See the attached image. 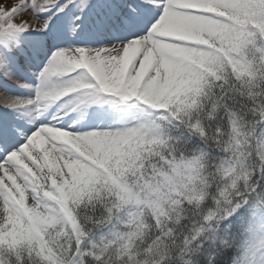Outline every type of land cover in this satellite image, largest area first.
Instances as JSON below:
<instances>
[{
	"label": "snow or ice",
	"instance_id": "obj_1",
	"mask_svg": "<svg viewBox=\"0 0 264 264\" xmlns=\"http://www.w3.org/2000/svg\"><path fill=\"white\" fill-rule=\"evenodd\" d=\"M0 264H264V0H0Z\"/></svg>",
	"mask_w": 264,
	"mask_h": 264
},
{
	"label": "rangeland",
	"instance_id": "obj_2",
	"mask_svg": "<svg viewBox=\"0 0 264 264\" xmlns=\"http://www.w3.org/2000/svg\"><path fill=\"white\" fill-rule=\"evenodd\" d=\"M18 0H4L5 5H10L11 3H16Z\"/></svg>",
	"mask_w": 264,
	"mask_h": 264
},
{
	"label": "bare ground",
	"instance_id": "obj_3",
	"mask_svg": "<svg viewBox=\"0 0 264 264\" xmlns=\"http://www.w3.org/2000/svg\"><path fill=\"white\" fill-rule=\"evenodd\" d=\"M7 1V0H6Z\"/></svg>",
	"mask_w": 264,
	"mask_h": 264
}]
</instances>
